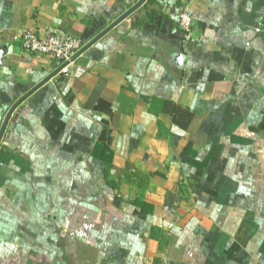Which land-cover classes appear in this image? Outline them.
I'll list each match as a JSON object with an SVG mask.
<instances>
[{"label": "crops", "instance_id": "obj_1", "mask_svg": "<svg viewBox=\"0 0 264 264\" xmlns=\"http://www.w3.org/2000/svg\"><path fill=\"white\" fill-rule=\"evenodd\" d=\"M139 0H0V127ZM194 16L179 26L181 8ZM0 264H264V0H146L12 113Z\"/></svg>", "mask_w": 264, "mask_h": 264}, {"label": "built area", "instance_id": "obj_2", "mask_svg": "<svg viewBox=\"0 0 264 264\" xmlns=\"http://www.w3.org/2000/svg\"><path fill=\"white\" fill-rule=\"evenodd\" d=\"M179 26L187 34L193 30L194 16L187 7L180 10ZM18 38L24 52L50 55L61 64L69 60L85 45L79 38L58 30L48 31L46 35L41 36L33 28L23 29Z\"/></svg>", "mask_w": 264, "mask_h": 264}, {"label": "water", "instance_id": "obj_3", "mask_svg": "<svg viewBox=\"0 0 264 264\" xmlns=\"http://www.w3.org/2000/svg\"><path fill=\"white\" fill-rule=\"evenodd\" d=\"M146 0H139L133 7H131L128 11L119 16L111 25H109L106 29H104L101 33H99L94 39L86 43L74 56H72L69 60L63 62L59 67H57L54 71H52L47 77H45L42 81L34 85L29 91H27L24 95H22L9 109L6 114L4 121L0 127V142L3 138L4 132L6 130L7 124L10 120V117L14 110L25 101L33 92H35L39 87H41L44 83L54 77L57 73H59L62 69H64L67 65H69L72 61H74L79 55H81L84 51H86L92 44L97 42L101 37H103L109 30H111L114 26L120 23L122 20L127 18L131 13H133L137 8H139ZM1 55V49H0Z\"/></svg>", "mask_w": 264, "mask_h": 264}]
</instances>
